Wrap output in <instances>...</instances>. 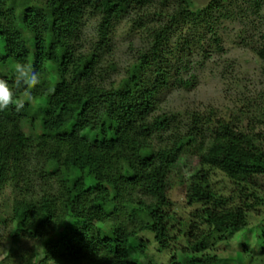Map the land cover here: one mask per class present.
Masks as SVG:
<instances>
[{"label":"trees","instance_id":"trees-1","mask_svg":"<svg viewBox=\"0 0 264 264\" xmlns=\"http://www.w3.org/2000/svg\"><path fill=\"white\" fill-rule=\"evenodd\" d=\"M35 1L39 0H18L16 23L9 26L3 18L5 1L0 0V40L10 49L13 63L3 78L11 84L14 65L21 62L31 65L41 79L32 101L17 92L25 100L21 111L15 106L0 111V186L11 181L14 188L8 219L11 235L44 242L60 228L64 206L72 203L81 209L73 216V229L44 246V262L142 264L148 243L139 244L141 234L154 235L162 251L171 248L178 220L168 196L171 169L205 134L201 120L193 117L185 131H174L177 134L154 148L151 140H164L172 126V118L155 114L157 100L181 52L207 41L220 44L215 31L218 13L227 7L221 0L205 7L196 0H64L62 6L50 0L49 12H37L31 9ZM252 4L259 12L260 0ZM132 9L155 11L159 21L154 26L142 18L135 22L134 29L150 36L149 45L127 77L108 89L98 76V50L109 48L116 23ZM88 15L98 18V50L79 54L76 44ZM201 27L213 33L211 39L207 33L194 32ZM176 37L178 43L172 45ZM258 53L264 60V49ZM37 122H44L45 129L30 135L27 128L34 131ZM207 130L201 168L187 196L191 204L205 205L196 217L210 229L196 244L198 249L217 234L229 240L247 226L246 209L225 207L227 200L219 199L211 187L208 170H219L238 182L252 169L264 172V150L258 139L221 121ZM104 136L111 138L107 147L101 143ZM32 162L42 167L34 176L58 182V195L30 194L33 178L27 173ZM132 184L146 199L133 197ZM260 244L263 255L264 228ZM218 262V257L203 255L194 256L189 264ZM172 264H179L176 256Z\"/></svg>","mask_w":264,"mask_h":264},{"label":"rangeland","instance_id":"rangeland-1","mask_svg":"<svg viewBox=\"0 0 264 264\" xmlns=\"http://www.w3.org/2000/svg\"><path fill=\"white\" fill-rule=\"evenodd\" d=\"M4 21L13 26L16 23L18 0H4ZM50 0L35 1L31 9L49 12ZM62 6L65 1L57 0ZM214 0H196L198 6H208ZM238 1V2H237ZM251 1V2H250ZM221 0L227 10L218 13L219 22L215 29L220 39L217 45L207 41L203 46H190L178 55L171 68L170 82L161 90L157 100V115L172 118L169 132L164 140L154 138V148H159L175 135L174 131H185L193 117L201 120L205 134H200L198 146L183 154L171 169L169 199L174 204L175 222L171 238V248L162 251L154 235L143 233L139 244L148 243L145 255L140 257L142 264H172L177 257L179 264H189L194 256L218 257V264H264L261 238L264 228V172L252 169L244 181L238 182L219 170H208L211 187L219 199L227 200L226 208H244L247 211L246 229L224 240L219 234L208 240L202 249L196 244L209 232V227L196 217L197 211L205 209L204 204H191L188 200L189 186L194 175L201 168L200 154L209 141V127H216L218 121L230 124L238 132H245L258 139L264 150V60L258 51L264 49V0H260L258 12L252 0ZM142 18L146 25L154 26L159 18L155 11L130 10L120 19L111 35L109 48L99 51L98 18L88 15L84 21L81 40L76 44L79 54L100 53L98 76L102 84L110 89L117 87L127 77L130 68L139 60L149 45L150 36L144 30L134 29L135 22ZM157 19V20H156ZM195 33L205 34L201 27ZM191 34V33H190ZM185 35L187 33L185 32ZM213 33H207L211 39ZM208 40V39H207ZM177 37L172 45H176ZM176 47V46H175ZM182 49V48H181ZM13 66L10 49L0 40V78L7 75ZM212 119V124L206 123ZM44 122H37L35 130L27 128L30 135L42 133ZM177 129V130H175ZM177 134V133H176ZM111 142L109 136L101 138L103 146ZM27 177L33 178L30 194L36 198L44 195H58L59 184L55 179L42 181L34 176L40 171V164L32 162ZM39 169V170H38ZM29 171V170H28ZM36 175V173H35ZM135 199L145 198L136 185L132 184ZM14 188L11 181L0 186V264H53L44 262L42 254L45 245L56 242L62 231H72L74 215L80 206L69 203L64 206L60 218V228L44 238V242L11 235L9 222L13 208ZM148 198V197H147ZM149 200V198H148ZM39 251L41 253H39ZM254 258L251 259L249 255ZM44 263H43V262Z\"/></svg>","mask_w":264,"mask_h":264},{"label":"clouds","instance_id":"clouds-1","mask_svg":"<svg viewBox=\"0 0 264 264\" xmlns=\"http://www.w3.org/2000/svg\"><path fill=\"white\" fill-rule=\"evenodd\" d=\"M14 79L10 84L8 80L0 78V111L15 106L17 112L25 107V100L17 96L18 91L28 101L34 99L33 90L40 84V75L32 68L31 65L16 62L14 65Z\"/></svg>","mask_w":264,"mask_h":264}]
</instances>
